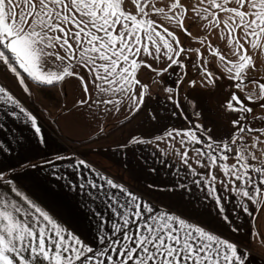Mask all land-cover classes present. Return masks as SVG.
Listing matches in <instances>:
<instances>
[{
	"label": "snow or ice",
	"instance_id": "snow-or-ice-1",
	"mask_svg": "<svg viewBox=\"0 0 264 264\" xmlns=\"http://www.w3.org/2000/svg\"><path fill=\"white\" fill-rule=\"evenodd\" d=\"M193 26L200 35H192ZM209 37H216V46ZM193 42L199 46L193 48ZM255 49L264 51V0H131L130 5L129 0H0V69L27 102L33 95L30 82L43 92L75 81L76 99L68 111L78 119L119 114L125 104L127 123L144 112L161 127L139 136L129 132L119 147L151 146L155 163L145 157L148 174L159 176L157 164L165 166L166 176L171 173L162 188L155 181L133 188L83 153L59 154L44 133L43 114L26 107L11 83H0L5 117L0 120V264H248L247 246L221 230L237 233L236 217L251 218L250 208L264 207V127H251L247 120L253 111L248 101L264 108V77L249 76L256 70L250 54ZM189 64L209 85L217 83L218 72L229 77L228 90L213 106L214 119L228 129L223 137L203 123L161 124L158 109L146 106L152 90L140 79L141 69L156 76L183 69L175 93L161 85L166 99L180 108L179 82ZM186 103L195 111L194 103ZM8 119L32 137L5 131ZM26 144L53 153L43 160L46 175L79 195L94 224L90 239L58 222L25 190L18 169L37 165L11 161ZM154 191L169 200L154 199ZM175 195L188 196L185 207L173 205ZM209 204L216 211L212 228L201 226V210Z\"/></svg>",
	"mask_w": 264,
	"mask_h": 264
},
{
	"label": "crops",
	"instance_id": "crops-1",
	"mask_svg": "<svg viewBox=\"0 0 264 264\" xmlns=\"http://www.w3.org/2000/svg\"><path fill=\"white\" fill-rule=\"evenodd\" d=\"M153 68H156L155 64H153ZM172 71L175 72V75L170 72L168 76L163 74L156 76L150 69L140 70V79L149 83L152 90V98L146 101V106L158 109L161 124L167 123L170 126L182 128L190 127L196 123H203L206 127H210L212 124L213 130L216 127L221 129L216 131L218 132L215 133L217 136H225L228 129L214 119L212 100L215 95L211 94L203 84L191 86L189 81L196 76H192L190 70H187V76L179 82L180 108H176L172 101L166 99L161 85L173 87L175 93L177 76H183L184 73L183 69L178 68ZM0 83H11L13 94L17 95V98L21 99L26 107L34 114H43L44 133L49 138L52 149H58L59 154L83 153L84 158L92 162L98 169L118 182L133 188H143L154 181L158 188H162L165 182L170 181L171 173L168 176L165 175L164 165H156L160 170L159 176L148 174L145 157H148L150 164L155 163L149 155L153 150L151 146H130L128 151L119 147L129 132L139 136L155 132L157 128L161 127L155 122L150 123L144 112H141L131 123H127V104H125L119 114L113 111L107 117L101 116L98 120L89 122L78 119L74 113L68 111L76 99L75 81L57 84L55 88L46 89L43 92L35 89V82H30L33 89L31 102H27L25 94L15 83H12L10 75L8 78L4 77V69H0ZM186 100L195 104V111L186 103ZM173 111L177 113L175 117L171 116ZM198 112L202 115L198 116ZM0 120H5V117L0 115ZM99 128H102V132ZM9 129L14 131L17 136L23 134L25 137H32V132L28 128L18 125L12 119H8L5 124V131ZM161 147H166V145L162 143ZM17 152L18 155L13 158L11 163L14 164L15 160L19 159L22 163L37 165L36 168L18 169L26 186L25 190L58 222L73 230L81 238L90 239L95 228L91 217L81 207L79 195L69 193L66 188L62 187V181L57 182L46 175L47 166L43 164V160L45 157L52 159L53 153L40 151L27 144L24 149H17ZM228 162L232 163L233 161L229 159ZM193 166L196 167L195 164ZM150 195L154 199L169 200L167 194L159 191H154ZM194 196L198 197L199 193L194 191ZM188 199L187 195H175L171 197V202L176 208H183ZM227 209L231 212V203L227 204ZM201 211L204 220L201 226L215 227L212 218L216 217V211L213 210L212 204L208 205L207 210L202 209ZM250 213L251 218L248 214L243 213L240 217L235 218L233 226L239 225L237 233H231L230 230L221 231L226 238L230 237L233 241H241L242 246H247V250L251 254L248 264H264V237L263 240L260 239L263 236L262 233L264 234V207L259 211L250 208Z\"/></svg>",
	"mask_w": 264,
	"mask_h": 264
},
{
	"label": "rangeland",
	"instance_id": "rangeland-1",
	"mask_svg": "<svg viewBox=\"0 0 264 264\" xmlns=\"http://www.w3.org/2000/svg\"><path fill=\"white\" fill-rule=\"evenodd\" d=\"M130 4H131V0H129V5ZM186 25H187V22H186ZM194 30L196 33H198L196 27L194 28ZM198 34H200V33H198ZM210 38H211V40L215 39V37H210ZM181 41H182V43L186 42L184 40V37H181ZM214 43L216 44V42H214ZM192 45H197V44L195 42H193ZM221 47L223 49V45H221ZM250 54L253 56V60L256 64V70L250 71L249 76L264 77V71L261 70L262 67L264 68V53L260 49H255V50H250ZM256 54L258 57H255ZM213 63H216V61L213 60ZM160 66L163 67V65H160ZM155 67H157L156 64H155ZM188 68L190 70L191 75L194 77L196 76L193 79L195 81V84L193 85L190 83V85L191 86H197V85L199 86L201 84L205 85L207 87L208 91L211 94L215 95V98H213V100H212V107L214 105H216L217 103H219L221 97L224 95L225 91L228 90V88H229V77L227 76V74L221 75L220 72H218L216 74L217 83H215L214 85H209V84H207L206 81L201 79V76H200V74L197 73V70L195 67H192L191 64H189ZM251 87H252L251 85H248L249 92L251 91ZM238 94L241 96H244V95H247L249 93L241 91V92H238ZM247 106L251 107L253 109L252 113L247 114V120L251 122L249 126L257 128V129L264 127V121L259 119L260 117H264V108H261L259 103H253L251 101L247 102ZM253 117H257V119L254 120ZM211 126H212V124H210V127ZM212 129H213V127H212ZM214 130H215L214 133L217 134L218 132H216V131H220L221 129L216 127V128H214ZM252 135H256V133H252ZM257 155H260V153L258 152ZM262 235L263 236L260 237L261 240H263V237H264L263 233H262Z\"/></svg>",
	"mask_w": 264,
	"mask_h": 264
},
{
	"label": "flooded vegetation",
	"instance_id": "flooded-vegetation-1",
	"mask_svg": "<svg viewBox=\"0 0 264 264\" xmlns=\"http://www.w3.org/2000/svg\"><path fill=\"white\" fill-rule=\"evenodd\" d=\"M194 28H195L194 26H193V27H189V31L192 33V35H193L194 37L200 35V34H198V33L195 32ZM209 39H211V38L209 37ZM212 42H213V45L216 46V44L214 43V42H216V37H215V39L212 40ZM191 46H192L193 48H195V47H198L199 45H191ZM262 52L264 53V51H262ZM255 57H258L257 54H256ZM193 60H195V57H193ZM260 68H261V67H260ZM187 70H189L188 67H187ZM261 70L264 71V68L262 67Z\"/></svg>",
	"mask_w": 264,
	"mask_h": 264
}]
</instances>
